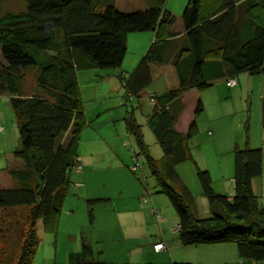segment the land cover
<instances>
[{"label":"trees","instance_id":"16d2710c","mask_svg":"<svg viewBox=\"0 0 264 264\" xmlns=\"http://www.w3.org/2000/svg\"><path fill=\"white\" fill-rule=\"evenodd\" d=\"M24 1V10L0 15V95L9 96L15 113L19 139L13 156L22 163V168L10 170L18 185L0 187V209L28 207L29 224L15 263H5L0 252V264H30L37 221H42L44 231L55 233L68 190L76 182L82 185L74 179L82 171H76V157L87 125L78 73L120 67L128 33L146 31H155L156 38L121 82L125 105L145 97L153 102L147 122L162 149V164L149 153L134 116L136 106L129 107L124 120L136 153L143 155L141 163L145 161L156 180L155 192L165 194L175 210L183 245L232 242L241 262L230 264H264V207L252 186L263 173L262 147H250L247 140L244 146L234 145L231 198L215 191L208 169L196 168L209 204V215L201 217L176 169L183 161H193L187 142L196 131L195 120L185 132L174 127L185 108V91L204 90L219 78L227 85L243 72H264V0H187L180 15L181 37L169 31L175 15L166 8V0H146L147 7L131 11L120 10L116 0ZM165 63L174 67L178 85L153 93L151 65ZM29 68L36 70L37 91L24 94ZM236 86L237 80L228 87ZM202 111L199 99L195 114ZM261 126L264 129V98ZM97 200L89 199V206ZM100 253L82 237L80 249L59 264H113L99 259Z\"/></svg>","mask_w":264,"mask_h":264},{"label":"rangeland","instance_id":"374dc122","mask_svg":"<svg viewBox=\"0 0 264 264\" xmlns=\"http://www.w3.org/2000/svg\"><path fill=\"white\" fill-rule=\"evenodd\" d=\"M121 2L122 4L127 3V5L132 4V0H121ZM186 2L187 0H166L165 6L173 15H180ZM25 5L24 0H0V15L4 12L22 11ZM141 33L144 32L128 33V46L120 67L107 70L97 68L87 70L83 77H81L80 72V82L84 78L88 79L90 76L94 78L95 74H105V76L109 74L107 79L112 77L109 81L112 85H115L114 83L119 80V77H126L145 52L140 53L139 40L135 37V35L138 36ZM35 74L36 70L33 68L25 71L24 89H29L33 86ZM235 78L237 80L235 88H229L225 84V81H219L214 82L212 86L203 91V94L199 95L203 104V111L196 115V131L187 142L194 162L192 160L183 161L178 168L181 178L196 199L198 195H195L197 193L194 194L193 192H195L196 188L199 189V181L195 171L197 167L207 169V166H214L213 164L216 162H223L224 172L228 174L229 168L232 170V149L235 144L244 146L247 140L250 147H262L260 131L262 128L261 102L264 98V72L258 74L243 72ZM119 82L120 80L118 84ZM108 83L107 81H98L90 87L95 91L93 94L99 95L97 98L102 100L104 105L113 106L111 109H107L105 113L100 114L98 118L103 120L113 117L114 129L120 128L121 131L112 137L111 128L104 130L106 139L103 137L99 143L100 145L98 144V157L95 159L92 168L89 169L90 171L87 172L88 187L94 194L92 197L94 198V196L101 194L110 195V193L117 195L120 188H123L124 193H128L126 177L129 178V175L140 184L142 194L146 188L149 192H153L156 195V180L150 170H148L145 161L142 163L141 168H138L135 172L129 169L132 164V155L134 152H137V146L133 136L128 134L124 120L129 107L136 106L134 116L137 122L141 124L144 139L149 146V153L162 164V149L156 142L155 136L147 122L148 116L152 113L153 104L149 97H145L138 99V101L133 99L128 103V106L118 105V102H123L122 96L121 94L109 95L107 93L109 91ZM154 87L156 86L154 85ZM87 103L89 104L90 101ZM0 125L5 129V131L3 130L4 132L0 133V186L10 188L11 184L14 181L18 182V180L14 178L12 180L8 179L4 172L15 161L13 150L18 144L19 132L15 113L10 106L7 94L0 95ZM85 138L87 139L86 136ZM86 139L83 140L84 144H82V149L84 150L88 148L92 149L94 147L93 144L97 143ZM262 149L264 150L263 147ZM216 172L218 173L219 171L216 170ZM83 175L77 174V178L75 177L74 179L84 182ZM253 189L258 197L259 205L264 207V174L262 177L253 180ZM81 191L82 188H76L75 186H71L68 190L64 200L63 220H61V228L59 229L58 244H56L54 233L44 231L42 221H37L35 226L37 245L30 264L67 263L69 257L68 254H65L66 252L63 247V231L71 230L70 232L72 233L77 232L76 234L80 238L83 237L85 240L91 242V245L96 250L105 247L103 245L105 242L111 243L113 240L112 236L116 234L110 229V232H108L94 227L92 224L94 218L98 222L101 220L99 223L101 225L106 223V218L104 217L106 215L105 210L98 201H94L89 206L86 198L82 200ZM162 195L168 201L166 195ZM88 207L92 208L91 214H88ZM169 207L174 212L172 206L169 205ZM197 207L199 214V205ZM66 210L68 212L72 211L73 215L70 218L66 216ZM28 214L29 208L26 206L0 209V252L4 255L5 260L3 259V261L5 263L9 261L15 263L16 261L22 236L28 228ZM112 229L114 231V228ZM71 235L73 236V234ZM95 240L100 241L97 243ZM120 242L121 245L129 244L126 239L122 238ZM100 254L99 259H104L102 253ZM152 262L154 264L156 261ZM159 264H162V261H159Z\"/></svg>","mask_w":264,"mask_h":264},{"label":"crops","instance_id":"0c3cea01","mask_svg":"<svg viewBox=\"0 0 264 264\" xmlns=\"http://www.w3.org/2000/svg\"><path fill=\"white\" fill-rule=\"evenodd\" d=\"M147 5L148 4L146 0H132V4L130 5H127V3L122 4L121 0H116V6L120 10L126 11L144 9L145 7H147ZM180 15H175V21L169 27V31L178 33V37H181L184 34ZM135 37L137 38V40H139L138 46L140 48V53H142L147 50L146 48H148L151 42H153V40L156 38V33L155 31H146L138 36L135 35ZM126 45L128 46V37ZM151 70L152 83L150 89L153 93H162L178 85L176 71L170 63L159 65L153 64L151 65ZM85 71L87 70L80 71L82 75L81 77L86 74ZM79 73L78 81L81 87V96L83 100L84 115L87 125L81 132L77 148V153L82 164V171L79 175L81 176L82 174H84V182L81 181L82 185L75 187L82 188V191L80 193L82 195V200L86 198L88 203V200L91 199L90 197H92L94 194L88 187L87 172L90 171L89 169L92 168V165L95 163V159L98 157V144L100 143L101 139H103V137H105L106 139L104 130L106 128H111L110 130L112 137H114L116 133L121 131L120 128H117L116 130L114 129L112 120L113 117H108L103 120H100V118H98L100 114L105 113L107 109H111L113 106L104 105L102 100L97 98L99 95L93 94L95 91L90 87H92V85L96 84L98 81L109 82V91L107 93L109 95L121 94L122 96L123 102H118V105H125V89L121 82V77H119V84L118 80L114 83L115 85H112L109 81L112 79V77H109L110 79H107L109 74L107 76H105V74H95L94 78L93 76H90L88 79L84 78V80H81L80 82ZM219 81H224V79L219 78L214 82ZM154 85L156 87H154ZM205 90H207V88L201 91L193 88L184 92V94L182 95V99L185 102V108L176 120L174 126L176 130L185 132L193 120H195L196 124L195 117L196 115H198L195 114L196 104L200 99L199 95L203 94V91ZM23 91L24 94H32L37 91L35 82L29 89H24L23 87ZM88 101H90L89 104L87 103ZM150 115L148 116V118L150 117ZM3 130L5 131L4 127ZM3 130L0 131V133L4 132ZM260 132V141H262L261 145L264 148V129L261 128ZM85 136L87 137V139L85 138ZM84 139H89L91 142L97 143L93 144L94 147H92V149L88 148L87 150H84L82 149ZM95 139H97L98 141ZM14 160L15 161L13 162V165L7 167L6 171L4 172L10 180H12L13 178L16 179L14 175L11 174L10 170L22 168L21 161L15 157ZM222 163L223 162H216L213 164L214 166L211 165L212 167L207 166V169L211 174L214 189L219 191L220 193L228 194L229 198H231L233 196L232 170L231 168H229L228 174L225 173ZM179 165H181V163L177 165L176 169L181 178V174L179 173L180 170L178 169ZM216 170H218L219 172L217 173ZM263 174L264 156L263 173L260 177H262ZM182 181L184 182L183 179ZM17 185L18 182L14 181L13 184H11V187ZM126 186L129 190L128 193H124L123 188H120L117 195H113L112 193H110V195L101 194L99 196H94V198H100V200L97 201L106 212V215L104 216L106 218V223L101 225L99 224L101 220H99L98 222L94 218L92 224L94 225V227L101 228L108 232H110V229L114 234H116L115 236H112L113 240L110 244L105 242V244H103L105 247H102V249H98L101 250L104 261L113 264H152V261H156L154 262V264H159V261H162V264H171L175 261L190 262L191 264H230L241 262V259L237 253L236 246L232 242L218 244L183 245L178 237V231L176 230V227L178 226V217L177 214L174 213L175 210L173 209V212L171 207H169V205H172L169 202L168 198V201H166V199H164L162 195L163 193H156V195H154L153 192H149V190H147L146 188L145 190H143L142 194V187L130 175L129 178L126 177ZM194 191L195 192L193 193H197L195 195H198L197 199L194 197L196 207L199 205L200 208V212L198 215L201 217L208 216L209 204L206 197L201 193L200 184L199 189L196 188ZM143 195H146V201L142 200ZM78 201L80 202V200ZM64 203L65 201L63 202L61 212L59 214L58 226L56 232L54 233L56 244H58V235L60 232L59 229L61 228V220H63L62 218ZM152 208L157 209L162 215L165 213V216L163 215V219L161 221H158L155 214L151 212ZM90 210H92V208L89 209L88 207V212ZM65 214L69 218L73 215L72 211L68 212L67 210L65 211ZM112 228H114V231ZM70 231L71 230L62 232L63 247L66 252L65 254H68V257L70 253H75L80 249L81 243V238L78 236V234H76L77 232L72 233ZM71 234H73V236ZM121 238L126 239L129 244L121 245ZM95 241L98 243L100 240ZM156 242H162L165 247L159 251H155L153 248V244Z\"/></svg>","mask_w":264,"mask_h":264},{"label":"built area","instance_id":"2783aa9c","mask_svg":"<svg viewBox=\"0 0 264 264\" xmlns=\"http://www.w3.org/2000/svg\"><path fill=\"white\" fill-rule=\"evenodd\" d=\"M226 83L228 86H233L236 84V80H235V78H230L229 80H227ZM2 129H3V127L0 126V131H2ZM142 159H143L142 154L134 152V154L132 155V164L130 166V169L133 171H136L138 168H141ZM81 170H82V165L80 164V157L77 156L76 157V171L80 172ZM80 185H81L80 182L75 183V186H80ZM142 200L146 201V195H143ZM151 212H153L155 214L158 221H161L163 219V215L157 209L152 208ZM178 229H179V225L176 227V230H178ZM164 247L165 246L162 242H156L153 244V248L155 251H159V250L163 249Z\"/></svg>","mask_w":264,"mask_h":264}]
</instances>
